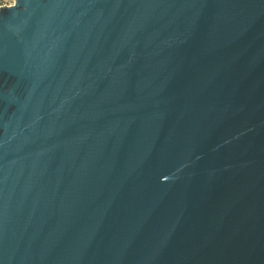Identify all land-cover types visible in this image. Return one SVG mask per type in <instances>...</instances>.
Masks as SVG:
<instances>
[{
  "label": "water",
  "instance_id": "1",
  "mask_svg": "<svg viewBox=\"0 0 264 264\" xmlns=\"http://www.w3.org/2000/svg\"><path fill=\"white\" fill-rule=\"evenodd\" d=\"M0 264H264V0L1 5Z\"/></svg>",
  "mask_w": 264,
  "mask_h": 264
},
{
  "label": "rangeland",
  "instance_id": "2",
  "mask_svg": "<svg viewBox=\"0 0 264 264\" xmlns=\"http://www.w3.org/2000/svg\"><path fill=\"white\" fill-rule=\"evenodd\" d=\"M12 2L13 0H5L3 4L10 5L13 4Z\"/></svg>",
  "mask_w": 264,
  "mask_h": 264
},
{
  "label": "trees",
  "instance_id": "3",
  "mask_svg": "<svg viewBox=\"0 0 264 264\" xmlns=\"http://www.w3.org/2000/svg\"><path fill=\"white\" fill-rule=\"evenodd\" d=\"M5 0H0V5H2L4 3Z\"/></svg>",
  "mask_w": 264,
  "mask_h": 264
},
{
  "label": "built area",
  "instance_id": "4",
  "mask_svg": "<svg viewBox=\"0 0 264 264\" xmlns=\"http://www.w3.org/2000/svg\"><path fill=\"white\" fill-rule=\"evenodd\" d=\"M13 3V2H12ZM2 5H6V4H2ZM10 5H12V4H10ZM1 6V5H0ZM7 6H9V5H7Z\"/></svg>",
  "mask_w": 264,
  "mask_h": 264
}]
</instances>
